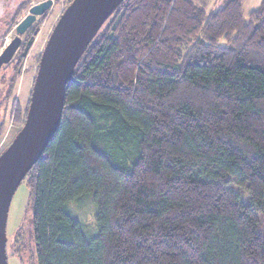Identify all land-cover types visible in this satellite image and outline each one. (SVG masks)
<instances>
[{
	"label": "trees",
	"instance_id": "trees-1",
	"mask_svg": "<svg viewBox=\"0 0 264 264\" xmlns=\"http://www.w3.org/2000/svg\"><path fill=\"white\" fill-rule=\"evenodd\" d=\"M223 1L124 0L90 42L23 180L33 264H264V0Z\"/></svg>",
	"mask_w": 264,
	"mask_h": 264
},
{
	"label": "water",
	"instance_id": "water-1",
	"mask_svg": "<svg viewBox=\"0 0 264 264\" xmlns=\"http://www.w3.org/2000/svg\"><path fill=\"white\" fill-rule=\"evenodd\" d=\"M123 1L72 0L49 35L40 55L23 125L0 153V264H7L6 222L12 197L61 125L66 86L74 80L77 63ZM51 4L47 0L32 6L15 27L16 34H22ZM18 45L15 38L2 50L0 68L10 62Z\"/></svg>",
	"mask_w": 264,
	"mask_h": 264
},
{
	"label": "rangeland",
	"instance_id": "rangeland-1",
	"mask_svg": "<svg viewBox=\"0 0 264 264\" xmlns=\"http://www.w3.org/2000/svg\"><path fill=\"white\" fill-rule=\"evenodd\" d=\"M44 0H0V53L15 36V27L25 18L29 9ZM71 0H53V6L43 16L40 31L36 36L28 56L17 64L11 60L0 68V153L11 143L22 125L16 123L12 111L18 103L24 108L29 101L38 67V57L53 30L60 13ZM198 7L209 13L223 5V0H192ZM260 0H244V18L257 9ZM62 14V13H61ZM105 25V23H104ZM99 30L101 33L105 26ZM16 60V61H15ZM234 190L247 200L244 190ZM68 213L75 218L87 236H95V207L91 197H84L67 206ZM30 215V191L26 181H22L12 197L6 222L7 264H33V237Z\"/></svg>",
	"mask_w": 264,
	"mask_h": 264
},
{
	"label": "flooded vegetation",
	"instance_id": "flooded-vegetation-1",
	"mask_svg": "<svg viewBox=\"0 0 264 264\" xmlns=\"http://www.w3.org/2000/svg\"><path fill=\"white\" fill-rule=\"evenodd\" d=\"M45 1H47V0H44L42 2H45ZM51 1H52V4H51L50 8L48 10H46L44 14H42L40 16H36V18L32 22V24L29 27H27L26 30L22 34L17 35L16 32H15V36L13 37L12 40L17 38L18 42H19V45H18V48L16 49V51H15V53H14V55H13L11 60L18 59L17 61L16 60L15 61L17 62V64L19 63L20 66L22 64L21 61L28 56V54H29V52L31 50V47L33 46L34 40H35L36 36L38 35V33L40 31V27H41L42 22H43V20L40 21V19L49 12V10L52 8V6L54 4L53 0H51ZM42 2H40V3H42ZM40 3H37L36 5H38ZM33 6H35V5H33ZM67 6L68 5H66V7ZM65 8L62 10V12L65 10ZM61 13H60L59 17L61 16ZM39 59H40V55L38 57V62H39ZM11 60H10V63H11ZM38 62H37V64H38Z\"/></svg>",
	"mask_w": 264,
	"mask_h": 264
},
{
	"label": "crops",
	"instance_id": "crops-1",
	"mask_svg": "<svg viewBox=\"0 0 264 264\" xmlns=\"http://www.w3.org/2000/svg\"><path fill=\"white\" fill-rule=\"evenodd\" d=\"M243 1H244V0H242V7H243ZM260 2H261V0H260ZM250 12H251V11H250ZM250 12H249V13H250ZM243 14H244V13H243Z\"/></svg>",
	"mask_w": 264,
	"mask_h": 264
}]
</instances>
